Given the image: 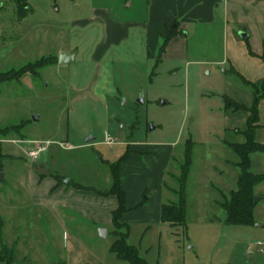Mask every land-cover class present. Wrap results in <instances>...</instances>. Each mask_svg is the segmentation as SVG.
<instances>
[{
	"label": "rangeland",
	"instance_id": "obj_1",
	"mask_svg": "<svg viewBox=\"0 0 264 264\" xmlns=\"http://www.w3.org/2000/svg\"><path fill=\"white\" fill-rule=\"evenodd\" d=\"M27 2L31 13L19 17L14 0H0V75L17 79L0 84V129L13 130L1 139L0 247L13 248V264H67L77 246L87 255L80 264H126L111 253V223L100 225L71 208L63 210L61 221L43 217L21 185L32 171L63 188L81 186L98 194L112 186L110 163L127 152L131 140L176 142L180 149L171 169L176 174L181 148L195 143L185 188L187 226L149 224L136 212L129 217L128 241L142 258L149 264H264V183L254 191L259 201L253 225L227 224L220 206L237 190L240 169L231 167L236 174L220 177L225 159L218 145L236 137L225 129L230 118L243 116L228 118L224 96L245 104L252 99L227 56L226 24L217 19L176 30L177 37L160 54L163 38L150 39V0ZM96 9H108L116 22L137 24L129 40L112 47L101 64L92 60L105 37L103 24L94 21ZM241 34L236 30L238 42L244 41ZM62 55L72 59L60 64ZM142 94L143 106L138 104ZM89 138L94 140L87 143ZM39 143L46 147L42 165L40 157L27 155ZM251 158V171L263 173L264 151ZM159 182L151 177L134 185L147 183L154 200L180 204V196L170 191H179V180L169 175L163 189ZM101 230L109 231L106 238ZM0 255L8 252L0 249Z\"/></svg>",
	"mask_w": 264,
	"mask_h": 264
},
{
	"label": "crops",
	"instance_id": "obj_2",
	"mask_svg": "<svg viewBox=\"0 0 264 264\" xmlns=\"http://www.w3.org/2000/svg\"><path fill=\"white\" fill-rule=\"evenodd\" d=\"M94 13L96 15L94 21L98 20L101 22L105 30L103 41L96 45L92 54V60L97 64H101L112 47H119L129 40L130 30L137 26V24L114 21L110 17L108 9H96ZM149 18L150 22L148 26L154 32L150 36V39L161 36L163 40L171 34V32H168L169 27H172L174 31H181L197 23L210 25L217 19L222 20L226 24L227 56L230 57L233 72L250 82H259L264 78V0H150ZM236 30L246 35L245 37L241 36L244 40L243 42H238ZM162 32L165 33L163 34ZM176 37L177 33L174 34L171 40ZM162 46L163 44L159 49L160 54H162ZM239 49H242L241 52ZM239 53L241 54L240 58H238ZM149 56L155 57L156 55L150 52ZM227 97L230 98L229 96ZM232 100L236 101L235 99ZM252 101L253 97L251 102L247 104L236 102L248 106ZM224 109L229 114L228 118L235 117L240 112L243 113V116L240 117V121L230 118V121L225 125V129L226 132L236 137L229 140L222 139L218 145L220 155L225 159V164L222 165V167H225V170L220 174L222 178L224 175L236 174V171L232 172L231 167L240 169L238 166L240 157L232 147L246 142L244 132L247 130V119L249 117V113L246 111L236 112L226 110L225 106ZM257 125L259 127L255 133V140L264 146V99L259 104V122ZM260 133L261 137L259 139L258 134ZM126 145L128 146L127 152L119 158L126 157L120 171L121 183L126 193V206L128 209L123 217V222L128 224L129 217L136 212L138 216L141 215L144 221L149 224L163 225L161 221L162 206L175 202L166 203L167 199L163 200V197L159 200H154L153 194L149 192L147 183H141L139 186H136L134 182L139 179L153 177L160 181L159 184L161 186L169 175L179 180L181 166L186 157L187 143L184 147L181 146L183 161H180L178 165V174L171 171L173 161L176 158V152L180 149V146L176 142L152 143L147 140H131L128 143L126 142ZM194 146L195 143L193 144ZM228 150L235 154L237 157L235 160L228 157ZM45 153L46 151L40 156V165L46 161ZM251 156L252 154L250 155L252 167ZM117 161L110 163V165ZM30 173L31 175L29 178L27 177L28 179L23 178L24 184L21 187L30 194L35 204L41 208L43 217H52L61 221L63 210L71 208L78 213L84 212L86 217H89L100 225L111 223L113 226L112 214L117 209L119 202L116 196L107 193L112 186L106 190L99 191L98 194H94L83 192V190H80L82 188L79 185L75 189H71L70 187H68L70 189L63 188L58 182L46 178V174L44 173L39 175H36L32 171ZM255 174L264 175V172ZM240 175L241 169L236 179L239 180ZM70 184L72 185V182ZM161 188L163 189L162 186ZM168 188L165 189L167 190ZM170 191L174 195H178L177 189L170 188ZM159 192H161V196L166 195V192H163V190H159ZM144 195H147L145 199L143 198ZM144 200L149 201L150 204L147 206L143 205ZM0 223L2 224V221ZM106 231L108 234L109 231ZM0 243L3 242L0 241ZM6 246L8 245L6 244ZM85 253L79 246L71 248L67 264H80L84 256H87Z\"/></svg>",
	"mask_w": 264,
	"mask_h": 264
},
{
	"label": "trees",
	"instance_id": "obj_3",
	"mask_svg": "<svg viewBox=\"0 0 264 264\" xmlns=\"http://www.w3.org/2000/svg\"><path fill=\"white\" fill-rule=\"evenodd\" d=\"M17 6V14L19 17H25L31 13L32 9L29 6L27 0H14ZM176 33V30L171 32L164 40L161 52H165V49ZM41 61V67L43 66ZM6 75H0V84L9 80H17L16 78H5ZM242 83L250 88L252 92L253 101L250 105L246 106L238 103L227 96L224 97L226 110L233 111H246L249 113L247 119V130L244 132L246 142L244 144L234 145L232 148L237 152L240 157V163L238 166L241 169V175L237 183V190L233 191L228 198L225 196L224 201L220 203L222 209L227 213L226 223L230 225L251 226L254 224V210L257 203L254 202V190L255 187L264 182V175H257L253 173L250 162V155L256 152L264 151V146L257 143L255 140V133L259 127V104L264 99V78L259 82H250L239 76ZM13 130H1L0 129V168L4 154L2 151L1 139L11 133ZM193 143L187 142L185 163L181 166V176L179 178L180 189L177 194L180 196V204L171 203L164 204L161 209V221L163 224H168L172 227L182 226L186 227V207H185V188L189 178V173L193 164ZM126 160L123 156L116 163L111 164L113 185L108 194L114 195L118 198L119 205L117 209L113 211L112 223L114 227L113 236L115 238L112 246L111 253H113L118 260L125 262L126 264H149L139 254L138 249L131 245L128 241L130 234V226L123 222V217L127 213L126 206V193L123 190L121 183V166ZM0 249H5L8 255H0V262L6 264H13L14 250L6 245H3Z\"/></svg>",
	"mask_w": 264,
	"mask_h": 264
},
{
	"label": "water",
	"instance_id": "obj_4",
	"mask_svg": "<svg viewBox=\"0 0 264 264\" xmlns=\"http://www.w3.org/2000/svg\"><path fill=\"white\" fill-rule=\"evenodd\" d=\"M241 36H242V37H245L246 35H245V34H241ZM70 59H72V58H69V57L66 56V55H62V56L59 58V62H60V64H64V63H67ZM138 104H140V105H142V106L145 104V99H144L143 94L140 96V98H139V100H138ZM33 120H34L35 122H37V121L39 120V117H38V116H34V117H33ZM150 128L153 129V127H150ZM93 140H94V138H89V139H87V143H90V142H92ZM0 178H1V179H4V174H3L2 172H0ZM64 184H65V185H69V184H70V180H66V181H64ZM258 201H259V198L255 197L254 202L257 203ZM100 233H101V237H102V238H106V236H107V231H106V230H101Z\"/></svg>",
	"mask_w": 264,
	"mask_h": 264
},
{
	"label": "built area",
	"instance_id": "obj_5",
	"mask_svg": "<svg viewBox=\"0 0 264 264\" xmlns=\"http://www.w3.org/2000/svg\"><path fill=\"white\" fill-rule=\"evenodd\" d=\"M39 145L40 146H38L37 148H36V150H32V151H27V155H28V157L29 158H31V159H37V158H39L40 156H41V154L43 153V152H45L46 151V147L43 145V143H39Z\"/></svg>",
	"mask_w": 264,
	"mask_h": 264
}]
</instances>
